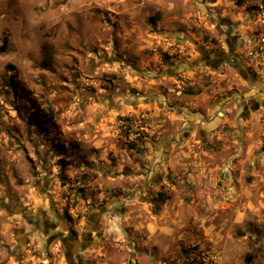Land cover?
Masks as SVG:
<instances>
[{"label":"rangeland","instance_id":"1","mask_svg":"<svg viewBox=\"0 0 264 264\" xmlns=\"http://www.w3.org/2000/svg\"><path fill=\"white\" fill-rule=\"evenodd\" d=\"M262 9L264 0H0V264L48 263L25 246L31 228L9 219V200L28 218L103 207L105 235L84 264H264V104L239 139L228 126L208 151L195 132L186 140L164 125L186 104L232 120L247 98L264 102V61L251 55ZM229 26L248 82L200 57L226 51ZM151 95L159 103L144 105ZM169 135L180 150H159ZM57 250L52 264H65Z\"/></svg>","mask_w":264,"mask_h":264},{"label":"flooded vegetation","instance_id":"2","mask_svg":"<svg viewBox=\"0 0 264 264\" xmlns=\"http://www.w3.org/2000/svg\"><path fill=\"white\" fill-rule=\"evenodd\" d=\"M228 26V25H227ZM233 28V26H232ZM231 26H229V32L225 34H220L224 36V43L227 47L226 51H210L204 52L200 55L205 66H210L212 70L220 68L222 65H227L229 68H235L240 75L248 82L249 78L252 80V77H249L250 74L247 70H242L241 67H236L234 61L238 60L237 56L234 57L235 51L237 48H240L242 43L234 44L236 36H233L231 33ZM234 29V28H233ZM154 73V72H153ZM251 73V72H250ZM161 76V74L155 73V76ZM157 78V77H156ZM190 89V88H189ZM188 88H181L179 94H183L186 91H190ZM192 93L196 92L194 90ZM226 100H230L232 97H235V92H232V95L227 94ZM135 99L140 100L139 92H134ZM156 95H151L150 98L146 101L144 105H151L159 103L155 98ZM248 99V105L246 107H251L256 111L258 107L263 106L264 102L254 101L251 98ZM153 101V103H152ZM238 99L236 100V102ZM133 106L138 107L139 105L134 103ZM246 107H240V109L245 110ZM185 130L183 138H188L190 133L195 132L199 138V144L205 145L204 133L202 129L198 126L186 124L185 127L181 126V129ZM184 130H181L182 132ZM160 141V139L158 140ZM158 143V142H157ZM4 211L8 213V216H21V221L26 222L30 226V233H34L36 237L42 242L43 249L38 253L34 250H30V254L36 258V255L42 256L48 260L47 264H52V259L48 254V248L55 242L58 244L57 252L62 253L64 257L65 264H84L85 261H88V258H85L86 253L93 251L96 248L100 247L102 239L104 238V223L102 222V215L105 214V209L102 207L99 210L87 209L85 211L76 210L70 212L57 213L55 210L48 209V213L41 212L38 216L35 215L28 218L21 210H18L13 207L12 202L9 200L8 204L4 206ZM82 220L81 224L80 221ZM26 245H29L28 239ZM36 253V254H35ZM88 259V260H87Z\"/></svg>","mask_w":264,"mask_h":264},{"label":"crops","instance_id":"3","mask_svg":"<svg viewBox=\"0 0 264 264\" xmlns=\"http://www.w3.org/2000/svg\"><path fill=\"white\" fill-rule=\"evenodd\" d=\"M233 55H234V57H236L237 56V51H235V54H233ZM234 62H238V60H236ZM218 70H219V68L216 69L215 71H218ZM202 100H203V98H202ZM205 100H207V97H204V101ZM203 103H205V102H203ZM247 105L248 104H246V105H238V108H239V106L240 107L241 106L242 107H246ZM193 109H194L193 104H186V108H184V113H179V114H176L175 116H173V115L167 116L169 121H167V119H165L164 120V125H165V122H166L168 124H174V125L178 124L179 126H182V127H185L186 124H191V125H195V126L200 127L202 129L204 135H205L204 136L205 145H202V146L199 145L198 148L201 147L200 149H205V150L209 149V147L211 145H214V141H221V140L226 141L227 140L228 135H226L225 134L226 131H224V129L226 127H228V126L229 127H234L236 129V132H237V130L243 129L246 126L247 123L252 121V118L249 117L250 114L248 115L247 113L255 112L254 109L251 108V107H246L245 110L239 108L240 111H241V114H242L241 117L239 119L238 118H233L232 120H230V119H228L226 117V115L221 113L218 110V108L215 109L214 107H211V106H208V105H207L206 112L204 110H202V113L199 114V115L197 114L198 112H196L198 108H196L195 110H193ZM215 111L217 113L216 115H214ZM228 112H230V111H228ZM254 119H256V118L254 117L253 120ZM183 130H184V128H183ZM233 135H234L235 139H239L240 138L239 137L240 133H238V132L235 134V131H234ZM192 136H193V133L188 135V138H186V140L191 138ZM248 136L249 137L251 136L250 132L247 133V137ZM172 137L173 136L169 135V139L170 140L168 139V141H166V143L162 142L163 140H162V138H160V141H158V146L160 147L159 150H164L165 151L166 149H169L170 147H173V146L175 147V149L180 150L181 147L177 146L178 144L175 143L174 141H172L173 140V139H171ZM194 142L197 143V141H194ZM240 144H241V142H240ZM190 147H192V146H190ZM230 148H231V146H229V145H226V144L222 145V150L223 151H228ZM8 217H9V219L11 218V216H8ZM12 217L13 218L16 217L17 219H19V221H17V223L21 222L20 221V218H21L20 215H16V216H12ZM19 234L21 235L22 232H18V234L15 236V241L16 242H18L20 239L23 241L22 236L20 238ZM28 243H29V245H25V246L32 245L34 247V248H32L34 251H36L38 253L41 251V245H40L41 242L36 237V235L34 233H31L30 240H28ZM54 245H55V243H54ZM42 263H45V262H42ZM7 264H12V262L8 261Z\"/></svg>","mask_w":264,"mask_h":264},{"label":"built area","instance_id":"4","mask_svg":"<svg viewBox=\"0 0 264 264\" xmlns=\"http://www.w3.org/2000/svg\"><path fill=\"white\" fill-rule=\"evenodd\" d=\"M258 23L261 27V34L259 35V38L256 42V51L253 54H251L255 58H260L262 61H264V9H262L258 14Z\"/></svg>","mask_w":264,"mask_h":264},{"label":"trees","instance_id":"5","mask_svg":"<svg viewBox=\"0 0 264 264\" xmlns=\"http://www.w3.org/2000/svg\"><path fill=\"white\" fill-rule=\"evenodd\" d=\"M153 74V71L151 72ZM3 209H5L4 207H2Z\"/></svg>","mask_w":264,"mask_h":264}]
</instances>
